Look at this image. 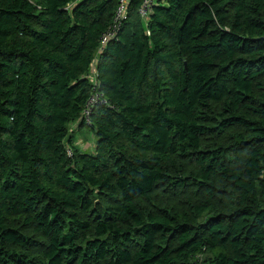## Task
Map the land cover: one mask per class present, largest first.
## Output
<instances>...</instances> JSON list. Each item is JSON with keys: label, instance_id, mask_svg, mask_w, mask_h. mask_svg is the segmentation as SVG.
Returning <instances> with one entry per match:
<instances>
[{"label": "trees", "instance_id": "16d2710c", "mask_svg": "<svg viewBox=\"0 0 264 264\" xmlns=\"http://www.w3.org/2000/svg\"><path fill=\"white\" fill-rule=\"evenodd\" d=\"M144 1L0 0V264H264V0Z\"/></svg>", "mask_w": 264, "mask_h": 264}, {"label": "built area", "instance_id": "2783aa9c", "mask_svg": "<svg viewBox=\"0 0 264 264\" xmlns=\"http://www.w3.org/2000/svg\"><path fill=\"white\" fill-rule=\"evenodd\" d=\"M154 0H145L144 4L140 10V14L143 16V18H146L151 5L153 4ZM117 8L114 14L113 23L111 27L105 32L101 38H100V47L99 52L103 50L106 44H108L110 41H113L120 29L121 23L126 20L127 18V5L128 0H117ZM93 89L90 93V96L85 104V107L83 109V117L86 121H88L90 113L95 105H105L107 106L108 103L105 100L103 94L98 93L96 91V82L93 81Z\"/></svg>", "mask_w": 264, "mask_h": 264}, {"label": "rangeland", "instance_id": "374dc122", "mask_svg": "<svg viewBox=\"0 0 264 264\" xmlns=\"http://www.w3.org/2000/svg\"><path fill=\"white\" fill-rule=\"evenodd\" d=\"M74 143L78 145L79 149L84 151H92L94 146V138L90 131L87 129H82V131L78 133H74L73 135ZM79 143V144H78Z\"/></svg>", "mask_w": 264, "mask_h": 264}]
</instances>
